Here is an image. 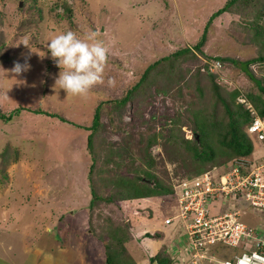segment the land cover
<instances>
[{"label": "rangeland", "instance_id": "1", "mask_svg": "<svg viewBox=\"0 0 264 264\" xmlns=\"http://www.w3.org/2000/svg\"><path fill=\"white\" fill-rule=\"evenodd\" d=\"M70 1L77 9L76 21L82 30L75 33L83 36L95 31L107 47L104 81L94 87L106 90L112 88L109 99L116 98L121 93L122 85L127 86L134 81L136 75L132 73H140L159 58L186 44L196 42L210 16L225 2ZM47 3L42 6V11L33 0H0V9L3 11L0 13V42L5 45L0 48V56L3 53L11 56L10 60L0 57V112L9 113L19 106L30 109L12 115L8 122L0 121V264H34L36 258L41 261L40 264H45L47 259L52 264H106V247L101 238L107 237L110 245L117 248V243L108 236L109 229L114 226H127L128 223L133 227L126 251L138 263L144 264L147 262L144 261L146 256L141 255L145 253L143 250L146 253L148 250L137 238L147 229L155 230V223H161L159 220L164 214H176V198L172 194L138 200L116 197L114 202L98 200L91 208L89 204L92 187L88 173L94 163L91 173L93 186L98 193L109 197L114 189V186H110L115 183L113 179L128 175V167L118 168L114 161H107L108 150L101 149L97 144L98 139L111 140L116 145L121 144L125 135H128L125 136L128 141L139 139L136 132L143 130L140 127V118H147L157 109L155 104H147L148 99L134 96L123 109L127 129H110L109 123L113 125V121L108 114L104 120L108 127L96 134V139H93L94 148H89L87 137L90 131L85 127L90 126L93 120L95 105L99 104L96 98L101 91L90 89L85 96H71L66 95L58 85L54 87L60 69L48 58L46 43L59 32L72 29L69 23L58 19L55 15L57 10H51ZM236 8L241 14V21L230 24L232 18L228 19L229 14L224 15V18H216L208 27L207 41L202 48L204 54L197 52V59L182 60L177 70L187 67L195 70L196 66H203L205 54L244 59L257 53L256 45L253 46L247 41L250 36L245 27L254 20L252 12L261 13L264 10V0H245ZM41 15L44 17L43 21ZM262 17L263 15L260 18ZM25 42L28 46L23 44ZM25 61L31 65L28 71L19 75L10 71L15 62L23 64ZM119 62L130 67V72L122 66L119 67ZM210 63L213 68L216 66V62ZM251 69L255 76L264 77V64H254ZM234 71L237 73L235 79H232L234 76L231 69L221 68L217 73L229 87L242 88L237 100L250 109L253 106L244 90L248 86L253 87L254 82L239 67L234 68ZM114 74L121 75L120 82L116 84ZM109 78L112 79L111 84L108 82ZM167 85L173 92H177L176 84ZM156 101L160 105L159 100ZM36 108L58 113L69 121L58 116L33 112ZM109 112L113 113L114 110ZM186 133L191 137L190 131L186 130ZM14 146L18 147L15 155L11 154ZM257 150L255 147L252 157L259 155ZM4 152L8 153V163L4 161ZM228 168L226 164L221 169ZM105 180L107 183H102ZM175 183L177 182L173 184ZM223 202L222 199H215L211 203V212L217 214L239 208L243 220L264 226V212L259 213L254 207H244L234 197ZM8 209L10 213L3 215L1 211ZM55 213L60 214L59 217L53 218ZM139 213L145 216L152 214L156 221L140 223L136 221L141 218L142 214L137 216ZM148 224L153 226L149 227ZM26 227H30L29 231L24 229V233H20ZM167 234L169 235L168 232ZM68 237L73 247L69 245ZM187 244L186 241L183 247ZM154 246V252L160 248L158 244ZM234 250L227 245L223 247L225 255ZM178 251L179 248L173 243L168 249L169 256L173 257V264H176L175 256Z\"/></svg>", "mask_w": 264, "mask_h": 264}, {"label": "trees", "instance_id": "2", "mask_svg": "<svg viewBox=\"0 0 264 264\" xmlns=\"http://www.w3.org/2000/svg\"><path fill=\"white\" fill-rule=\"evenodd\" d=\"M33 1L37 2V5L41 8L39 10H42V6L48 2L47 4L51 10H57L55 15L59 20L69 23L74 32L79 33L82 31L76 21L77 9L70 4V0ZM244 2L245 0H225L224 5L210 16L201 37L196 42L186 44L159 58L140 73L137 71L132 73L136 75V78L127 86L126 84L122 85L121 88L123 89L116 98L109 99V92L113 91L112 88L109 90L96 86L91 88L93 91H101L99 97L96 98L99 104L95 105L93 120L90 126L85 127L90 131L87 144L92 149L94 148L93 139H96V134L108 127L104 121L108 114L111 115L113 121V125L109 123L110 129L120 130L122 127L126 128L127 123L124 122L126 115H124L123 109L134 96L148 99L147 104L150 106L155 104L157 109L150 113L147 118H140V127L143 130L136 132L140 137L139 139L128 141L125 137L128 135H125L119 145L111 140L98 139L97 144L101 149L108 150L107 161H114L118 168L128 167V175H121L118 179H113L115 183L110 186H114L112 190L114 194L109 193V197H105L101 192L98 193L93 186L94 180L91 175L94 169L93 163L88 173L92 187V197L89 204L91 208L95 206L98 200L114 202L116 197L118 199L138 200L141 198L148 199L156 195L173 194L174 182L199 176L207 170L224 171L221 168L232 159L239 157L253 158L255 147L258 149L257 153L259 154L256 156L257 159L264 155V145L256 142L254 135L247 130L249 123L254 118V113L249 111L245 104L239 103L237 100L243 91L242 88L229 87L227 83L220 79V75L217 73L221 68L222 70L231 69L232 76H234L232 79H235L237 73H235L234 68L239 67L245 72V75L249 76L254 82L253 87L248 86L244 90L245 95L256 111L264 116V77L255 76L251 69L254 64L257 66L264 64V10L261 13L252 12L254 20L250 21L249 24L247 23L245 27L248 29V35L250 36L247 41H250L249 43L253 46L256 45L257 53L255 55L240 59L237 56L205 54L206 59L203 66H196L195 70L189 67L177 70L182 60L197 59V52L204 54L202 48L207 41L208 27L216 18H224V15L229 14L228 19L231 20L232 18L230 24L234 21L235 23L241 21V14L236 6ZM0 13H3L2 9H0ZM261 15H263L262 18H260ZM236 16L239 17L236 18ZM42 18L41 21L44 20L43 16ZM221 22L225 24L223 20ZM0 23L2 24L1 20ZM1 46L4 47V43L0 42V48ZM0 57L8 60L11 58L7 53H3ZM212 61L220 62L217 70L210 68V62ZM119 63V67L122 66L130 72V67L124 65L123 62ZM120 80L121 75L116 74L115 84ZM239 82L241 81L239 80ZM169 83L177 85L176 93L169 88L167 85ZM156 100H159L160 105ZM111 109L114 110L113 113L109 112ZM22 110L30 109L19 106L9 113L0 112V121L8 122L11 120L12 115L20 113ZM33 112L45 113L54 117L58 116L64 121H69L58 113L41 108H36ZM142 115L143 113H141ZM129 129L134 128L129 127ZM186 130L191 132V137H189V133H186ZM117 142L119 143V141ZM17 148L14 146L11 154H17ZM7 149L9 150V146H7ZM7 156L8 153L4 152V161L8 163ZM163 176L168 178L165 179ZM101 177L99 180H101ZM102 183L106 184L107 181L105 180ZM141 214L139 213L137 216ZM166 215L169 214H164L163 217ZM55 217H59V214L56 215L55 213L53 218ZM60 217L62 218V216ZM154 219L155 217L152 214L146 216L142 214L141 218L136 219V221H140V223L146 221L145 224L156 221ZM132 227L128 223L127 226L120 228L114 226L109 229L108 236L117 243V248L110 245V242L106 239L107 237L101 238L106 247V264H140L136 258L126 251V244L132 238ZM69 237L67 240L69 245L71 244V247H73ZM137 240L144 244L143 247L148 250V253L143 250L144 255L140 253L141 257L146 256L144 261L147 262H144V264H150L154 260L158 261L159 264L174 263L173 257L168 254L170 244H167L169 240L167 232L147 229ZM154 244H158L160 247L155 252L153 250ZM164 245L165 247H162Z\"/></svg>", "mask_w": 264, "mask_h": 264}, {"label": "built area", "instance_id": "3", "mask_svg": "<svg viewBox=\"0 0 264 264\" xmlns=\"http://www.w3.org/2000/svg\"><path fill=\"white\" fill-rule=\"evenodd\" d=\"M214 62V68L219 67L220 62ZM210 68L215 70L211 63ZM248 128L264 145V116L255 112ZM227 164V170H207L175 185L178 211L163 222L170 226L179 248L176 264H264V226L243 220L239 208L211 212L215 199L225 203L231 197L244 207L264 212V155L260 159L239 157ZM224 245L235 250L225 255Z\"/></svg>", "mask_w": 264, "mask_h": 264}, {"label": "clouds", "instance_id": "4", "mask_svg": "<svg viewBox=\"0 0 264 264\" xmlns=\"http://www.w3.org/2000/svg\"><path fill=\"white\" fill-rule=\"evenodd\" d=\"M23 44L28 46L26 42ZM46 48L48 58L60 69L54 87L58 85L66 95L85 96L94 85L103 83L108 50L104 41L98 38L97 32L90 31L83 36H78L72 30L59 32L48 39ZM30 67L27 61L23 64L15 62L10 71L19 75L28 71ZM108 82L111 84L112 79L109 78ZM247 108L254 115L257 112L254 106L252 109ZM248 127L247 130L250 132ZM177 183L173 184L174 191Z\"/></svg>", "mask_w": 264, "mask_h": 264}, {"label": "crops", "instance_id": "5", "mask_svg": "<svg viewBox=\"0 0 264 264\" xmlns=\"http://www.w3.org/2000/svg\"><path fill=\"white\" fill-rule=\"evenodd\" d=\"M2 212V214L3 215H6V213L7 214H9L10 213V209H8V210H6V211H1ZM60 215V214H59ZM170 215V214H169ZM169 215H167V216H169ZM164 218V217H163ZM163 218L161 219V220H159L161 223H158V221L155 223V226H154V228H156L157 230H163V231H165V232H168L169 233V235H168V243L167 244H170V246L172 245V243L174 244V246L176 245V243H174V240H173V238H174V235H173V233H172V231H171V228H170V226H164L163 225V222H162V220H163ZM149 223V222H148ZM142 225V224H141ZM148 225H150L149 227H152L153 225H151V224H148ZM13 227V226H12ZM162 227V228H161ZM30 228V227H29ZM29 228L28 227H26V228H22L21 229V232L20 233H24V229H27V232L29 231ZM159 228H161V229H159ZM18 231H20V230H16V232H18ZM170 242H172V243H170ZM155 247V246H154ZM40 260H38L37 258L35 259V262H34V264H40ZM45 264H52V263H49V259H47V261L45 262ZM79 264H82V263H79Z\"/></svg>", "mask_w": 264, "mask_h": 264}, {"label": "water", "instance_id": "6", "mask_svg": "<svg viewBox=\"0 0 264 264\" xmlns=\"http://www.w3.org/2000/svg\"><path fill=\"white\" fill-rule=\"evenodd\" d=\"M197 137H198V135H197ZM151 264H159V263H158V261L154 260V261H152Z\"/></svg>", "mask_w": 264, "mask_h": 264}]
</instances>
